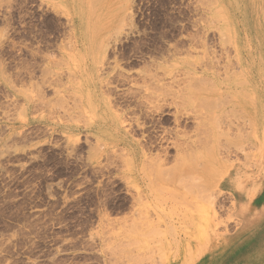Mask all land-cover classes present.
<instances>
[{"label": "rangeland", "instance_id": "374dc122", "mask_svg": "<svg viewBox=\"0 0 264 264\" xmlns=\"http://www.w3.org/2000/svg\"><path fill=\"white\" fill-rule=\"evenodd\" d=\"M250 3L0 0V264H264Z\"/></svg>", "mask_w": 264, "mask_h": 264}, {"label": "bare ground", "instance_id": "6f19581e", "mask_svg": "<svg viewBox=\"0 0 264 264\" xmlns=\"http://www.w3.org/2000/svg\"><path fill=\"white\" fill-rule=\"evenodd\" d=\"M255 1H257V0H250V4H251V7H252V11L254 12V14H255V17H257V18H255V19H257V22H258V26H259V29L261 30V31H264V22H261L260 21V17H261V15H263L264 14V0H261L260 1V4H259V6L257 5V4H255ZM258 3H259V1H258ZM250 7V8H251ZM257 26V27H258ZM209 82H210V80H209ZM202 83V82H201ZM205 82H203V84H204ZM207 83V82H206ZM201 85V84H200ZM212 85V84H211ZM192 86V85H191ZM203 86V85H202ZM193 87V86H192ZM204 87V86H203ZM194 88V87H193ZM196 88V87H195ZM204 88H206V86L204 87ZM207 89V88H206ZM206 89H201V88H198V90L197 91H195L196 93H194V95H196V97L198 98V100H197V102L198 103H200V105H201V107H202V105H204L206 108H208L209 107V105H208V107H207V105H205V104H213V100H214V98L216 97V94H214V95H211V94H209L208 93V91H206ZM218 89V88H217ZM189 90V89H188ZM194 90V89H193ZM208 90V89H207ZM212 90H214V89H212ZM190 91H192V90H190ZM190 91H189V93L188 94H190ZM210 91V90H209ZM218 91V90H217ZM260 90L259 89H255V93H254V97L252 98V101L253 102H251L252 104H253V109H252V111L253 112H257L256 113V115H255V117L253 118V121H254V126H253V133H254V143H256V144H260V127H259V125H258V118L260 117V112H259V110L257 109L258 108V101L260 100ZM211 92V91H210ZM218 92H220V91H218ZM192 93V92H191ZM218 94V93H217ZM225 94H226V92H225ZM192 95V94H191ZM194 95H192V97L194 96ZM188 97V96H187ZM186 97V98H187ZM191 97V96H190ZM195 97V98H196ZM229 97H231V96H229ZM185 98V99H186ZM189 98V97H188ZM187 98V99H188ZM217 99L219 98V96L218 97H216ZM190 100H192L193 98H189ZM194 100V99H193ZM196 100V99H195ZM185 101H187V100H185ZM220 101V100H219ZM222 101V100H221ZM217 102H218V100H217ZM227 102V101H226ZM234 102V101H233ZM245 102V99H240L239 98V104L241 105V104H243ZM192 103H194V101L192 102ZM197 103V104H198ZM219 103V102H218ZM217 103V104H218ZM224 103V102H223ZM197 104H195V106L197 105ZM215 104V103H214ZM213 104V105H214ZM249 104V103H248ZM213 105H210V106H213ZM216 105V104H215ZM215 105H214V107H213V109L215 108ZM233 105V104H232ZM199 106V105H198ZM218 106H220V105H218ZM191 107H193V106H191ZM200 107V106H199ZM204 107V108H205ZM199 109V108H198ZM197 110V109H196ZM200 110H201V108H200ZM243 111H246V109H242ZM203 112V111H202ZM205 113V112H204ZM210 114L212 113L211 111L209 112ZM206 114V113H205ZM209 115V114H208ZM216 115V114H215ZM219 115V114H218ZM211 120H212V118H211ZM213 121V120H212ZM217 121V120H216ZM252 122V121H251ZM216 125V124H215ZM263 130V129H262ZM216 133V132H215ZM261 138L263 139L264 137L263 136H261ZM198 142V141H197ZM215 146H216V143H215V141H213L212 140V143H211V147H210V149H209V151L208 152H206V154H204V156H203V158H201L200 157V155L202 154L201 152H199V150H197L196 151V153L198 152L200 155L198 156L197 154H195V156L194 157H196V155H197V157H199V158H201L202 159V161H203V163L201 164V166L199 167V163L196 161L195 162V160H193V159H191L192 158V156L190 157V159L188 158V154H186V155H184L186 158H187V160H181V164L179 165L178 163V165L180 166V167H178V168H180L182 171H184V173H186V174H190L189 176L187 175L186 176V178L187 177H192V175H194V178H198V176H200L199 178L201 179V183H203V181H202V178L201 177H203L204 179H207V178H212V179H214V175L215 174H218L219 172V170H223L225 167L222 165V163L220 162V160H217L216 159V157L214 156V152H215ZM260 148V147H259ZM258 148V149H259ZM261 149H262V146H261V148H260V151L258 152V161H259V168H264V151H261ZM191 155H192V153H191ZM196 157V158H197ZM184 159V158H183ZM219 159V158H218ZM197 160H199L198 158H197ZM258 163V162H257ZM176 164V165H177ZM177 165V166H178ZM197 165H198V167H197ZM226 166V165H225ZM258 167V166H257ZM177 168V167H176ZM239 168L237 167H235V169L234 170H238ZM231 170V169H230ZM193 171V172H192ZM261 171H263V169H261ZM182 173V172H181ZM184 173H183V175H184ZM185 174V175H186ZM228 176V175H227ZM179 177V176H178ZM178 177H177V181H175L176 183L177 182H180L181 180H182V177L180 178L181 180L179 181L178 180ZM184 178L183 179H185V176H183ZM196 178V179H197ZM218 178V177H217ZM216 177H215V180L214 181H211V183L212 182H214L215 183V185H216V182H217V179ZM230 178V177H229ZM172 179V176L169 178V180H171ZM188 179H190V178H188ZM211 179V180H212ZM193 180V179H192ZM210 180V179H209ZM228 180V179H227ZM168 181V180H167ZM183 181V180H182ZM181 181V183H183L184 184V181L182 182ZM194 181H196V180H193V183H194ZM198 181V180H197ZM200 181V180H199ZM207 181H208V179H207ZM206 181V182H207ZM231 181V180H230ZM170 182V181H169ZM188 182V181H187ZM181 183H180V186H184L183 184L181 185ZM190 183H192V182H190ZM197 183V182H196ZM201 183H197V184H201ZM209 183H210V181H209ZM210 183V185L211 186H213L212 184ZM195 184V183H194ZM260 184V183H259ZM258 184V185H259ZM176 185H178V184H176ZM206 185V183H204V185H202L201 184V186L204 188V186ZM207 186H208V189L211 187V186H209L208 185V183H207ZM193 187H194V185H193ZM199 188V193L201 194L202 192H203V190H201L202 189V187H200V185H198V186H196V188ZM257 187V186H256ZM256 187H254V191L256 192V195L255 196H258V194H259V192L261 191V190H259L258 191V189L256 188ZM180 188V187H179ZM183 189V188H182ZM205 189L207 190V188L205 187ZM204 189V191H206ZM210 190V189H209ZM192 191V190H191ZM208 191V190H207ZM195 190H194V194L193 195H195ZM192 193H193V191H192ZM196 193H198V192H196ZM200 194L198 195V196H200ZM197 196V197H198ZM195 197H196V195H195ZM195 197H193L192 196V198H190V204H197L198 203V201L195 199ZM202 196H200V198H201ZM188 199V198H187ZM199 199V198H198ZM202 199V198H201ZM187 201V200H186ZM184 202V201H183ZM208 203V202H207ZM211 203V202H210ZM186 204L187 205H189L187 202H186ZM183 205V204H182ZM210 205V204H209ZM200 207L201 208V205H197V207ZM185 207V206H184ZM188 207V206H187ZM187 207H185V209L187 208ZM197 207H195L197 210L199 209V208H197ZM196 209L194 210V211H196ZM189 210V209H188ZM192 210V209H191ZM200 210V209H199ZM180 212V211H179Z\"/></svg>", "mask_w": 264, "mask_h": 264}]
</instances>
